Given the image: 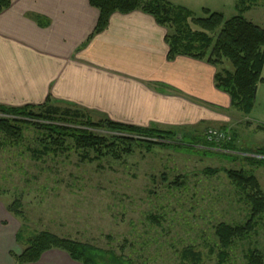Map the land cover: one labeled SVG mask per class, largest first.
<instances>
[{
	"label": "rangeland",
	"instance_id": "obj_1",
	"mask_svg": "<svg viewBox=\"0 0 264 264\" xmlns=\"http://www.w3.org/2000/svg\"><path fill=\"white\" fill-rule=\"evenodd\" d=\"M165 1L187 9L194 17H204L202 9L221 13L224 19L236 15V0ZM257 1L244 18L264 27V0ZM222 69L233 71L228 62L218 67L219 72ZM219 113L228 120L156 128L175 131V142L185 132L202 136L205 128H229L244 151L237 153L238 159L219 152L202 157L158 146L149 151L136 146L120 160L109 156L89 162L80 159L70 141L57 155L39 156L34 154L40 147L35 131H26L17 146L1 136L0 202L7 207L19 200L24 215L17 246L23 249L27 239L47 231L106 252L99 264H182L178 253L189 245L201 253V264H217L214 227L242 224L249 215V206L223 170L242 169L254 175L264 196V166L253 168L246 161L264 158L255 153L257 148L264 149V83L257 87L248 116L233 107ZM205 169L219 173L206 175ZM176 179L179 187L174 188L170 185ZM249 249L264 255V215L247 240L233 244L226 264H246L244 255ZM109 255L122 256L127 262L111 261Z\"/></svg>",
	"mask_w": 264,
	"mask_h": 264
},
{
	"label": "crops",
	"instance_id": "obj_2",
	"mask_svg": "<svg viewBox=\"0 0 264 264\" xmlns=\"http://www.w3.org/2000/svg\"><path fill=\"white\" fill-rule=\"evenodd\" d=\"M97 17L87 0H10L0 13V105L49 99L93 120L141 128L228 120L219 113L231 105L214 86L216 69L189 57L167 60V30L151 16L114 13L91 35ZM19 229L0 202V264H16ZM31 264L79 263L50 250Z\"/></svg>",
	"mask_w": 264,
	"mask_h": 264
},
{
	"label": "trees",
	"instance_id": "obj_3",
	"mask_svg": "<svg viewBox=\"0 0 264 264\" xmlns=\"http://www.w3.org/2000/svg\"><path fill=\"white\" fill-rule=\"evenodd\" d=\"M98 11L96 25L91 35L102 32L114 13L127 14L135 10L151 16L167 30L164 41L167 60L175 57H189L205 61L216 69L214 86L228 95L230 105L239 113L248 116L254 107L258 85L264 83V27H259L244 18V14L257 6V0H236V15L224 19L218 12L202 9L204 17H194L185 8L176 7L164 0H87ZM10 6V0H0V13ZM228 62L233 71L218 67ZM28 130L35 131L39 148L34 154L43 156L63 152L67 141L73 144L80 159L95 161L104 157L120 160L132 154L138 146L147 151L152 147L172 149L181 153H195L210 157L214 152L225 153L231 160L238 159L243 148L236 143L235 134L229 128H205L203 135L182 134L175 142L176 132L154 127L141 128L114 123L106 119L93 120L83 110L56 106L46 100L40 105L7 107L0 105V137L19 145ZM208 130L225 134V139L216 142L207 136ZM102 131V135L95 132ZM255 153L264 157V149ZM218 154V155H220ZM253 168L264 166V158L247 159ZM225 176L237 190L240 198L249 206V215L242 224L218 223L213 236L217 243V264H226L229 252L236 241L247 240L264 215V196L254 175L244 170H223ZM206 175L219 173L217 169H205ZM181 184V183H180ZM170 186L179 187L176 179ZM8 213L18 219L20 229L16 241L22 237L24 215L21 202L14 200L6 207ZM150 220L157 222L153 216ZM59 250L79 264H99L108 254L89 244L67 238H60L50 232L41 231L26 240V247L19 255H12L16 264L36 263L44 252ZM125 247H121L124 251ZM213 250H209L212 254ZM111 261L127 262L124 257L108 256ZM182 264H201L202 255L191 245L178 253ZM246 264H264V255L257 249H249L244 255ZM129 262V261H128Z\"/></svg>",
	"mask_w": 264,
	"mask_h": 264
},
{
	"label": "built area",
	"instance_id": "obj_4",
	"mask_svg": "<svg viewBox=\"0 0 264 264\" xmlns=\"http://www.w3.org/2000/svg\"><path fill=\"white\" fill-rule=\"evenodd\" d=\"M206 134L208 138L214 139L216 140V142L222 141L225 139V134L223 132H218L216 130H208Z\"/></svg>",
	"mask_w": 264,
	"mask_h": 264
},
{
	"label": "water",
	"instance_id": "obj_5",
	"mask_svg": "<svg viewBox=\"0 0 264 264\" xmlns=\"http://www.w3.org/2000/svg\"><path fill=\"white\" fill-rule=\"evenodd\" d=\"M254 93H256V92L254 91Z\"/></svg>",
	"mask_w": 264,
	"mask_h": 264
}]
</instances>
